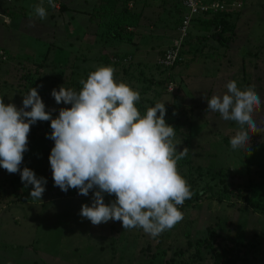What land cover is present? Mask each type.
I'll list each match as a JSON object with an SVG mask.
<instances>
[{"label": "rangeland", "instance_id": "obj_1", "mask_svg": "<svg viewBox=\"0 0 264 264\" xmlns=\"http://www.w3.org/2000/svg\"><path fill=\"white\" fill-rule=\"evenodd\" d=\"M224 1L228 8L217 16L221 24L205 25L195 18L192 25L198 22L204 29L195 31L189 51V37L185 41V59L164 69L157 62L163 51L152 48L177 37L181 0L171 1L173 9L167 16L161 9L167 0L139 6L133 2L130 10L129 0H123L116 11L103 6L105 12L92 0L85 6L91 7L90 17L79 14L74 28L67 25L71 16L64 5L56 7L59 0H53L54 8L48 0H0V37L5 35L0 42V98L5 103L22 107L24 95L37 87L46 111L55 118L61 108L71 105L57 104L53 89L64 85L79 91L80 81L92 71L111 65L117 80L140 92L137 107L142 114L157 102L178 106L174 117L184 128L176 133L177 148L186 147L192 154V162L180 168L192 196L179 206L183 219L173 228L153 237L140 227L124 229L121 221L93 225L80 211L86 203L91 206L96 189L84 196L79 190L64 192L55 186L49 162L55 143L49 138L51 120L37 121L31 126L20 169L28 167L37 177H46L45 192L42 199L31 198L33 186H25L20 172L0 167V264H214L205 247L201 258H194V242L209 228L222 246L231 244L230 236L244 243L235 264H264V130L250 133V144L233 150L230 139L240 126L219 113H207V99L222 96L227 83L235 80L241 90L255 86L261 106L253 118L264 129V0ZM41 3L47 10L43 20L34 13ZM145 7L150 11L147 15ZM126 14L132 41L115 39L110 31ZM139 21L141 42L137 41ZM86 28L89 38L83 34ZM191 30L193 26L189 36ZM206 38L219 39L220 55L213 48L199 52ZM107 53L122 61H104ZM196 53L206 57L216 53L218 62H191ZM104 199L111 203L115 196L104 194Z\"/></svg>", "mask_w": 264, "mask_h": 264}, {"label": "clouds", "instance_id": "obj_2", "mask_svg": "<svg viewBox=\"0 0 264 264\" xmlns=\"http://www.w3.org/2000/svg\"><path fill=\"white\" fill-rule=\"evenodd\" d=\"M48 5L55 7L53 0ZM34 13L41 20L47 18L43 3ZM80 83L79 91L64 85L52 90L57 104L71 105L55 118L46 111L37 87L24 95L22 107L0 98V167L20 172L25 186H33L30 197L42 199L46 177H37L28 167L21 171L20 166L31 126L51 120L49 138L55 143L49 162L55 186L64 192L78 189L84 196L96 189L91 206L82 205L83 218L93 225L121 221L124 229L140 227L153 237L173 228L183 219L179 206L192 192L178 167L188 149L177 148L175 127L165 119L166 102H157L142 114L137 107L140 92L117 80L111 65L97 67ZM226 87L222 96L207 99V113H219L240 126L230 139L236 150L250 144V133L264 130L253 118L261 98L255 86L241 90L232 80ZM104 194L115 199L106 203Z\"/></svg>", "mask_w": 264, "mask_h": 264}, {"label": "trees", "instance_id": "obj_3", "mask_svg": "<svg viewBox=\"0 0 264 264\" xmlns=\"http://www.w3.org/2000/svg\"><path fill=\"white\" fill-rule=\"evenodd\" d=\"M128 12V11H127ZM220 15V14H218ZM215 15L212 19L208 20V24L211 25L216 23V24H221L222 20L218 19L217 16ZM130 16L126 14L125 18H122L121 21H117L118 23L116 26H112L110 30L112 33V37L115 39H120V40H125V41H132L134 39V34L131 31H128V26L130 24ZM216 19V20H215ZM115 25V23L113 24ZM217 25V26H218ZM225 28V27H224ZM222 36V35H221ZM219 36V39L223 41V39ZM103 59L106 61H111L109 54L103 56ZM166 121L167 123L173 125L175 127V133L180 132L184 128V124L180 123L179 117H174V114H176L178 110V106L176 104H166ZM192 154L187 153V155L178 162V167L179 169L188 165V163L192 162ZM72 192H78V189H72ZM207 186H205L204 191H206ZM0 193H1V184H0ZM203 193V192H202ZM201 193V194H202ZM199 193V195H201ZM229 241L231 244H226V246H222L221 242L217 240L216 237L212 236V229L209 228L207 230V235H205L202 238H199L196 240L194 243L195 245V259L199 257L201 258V248L205 247L208 250V253L210 254L211 259L213 260L214 264H235L238 260L241 258L240 254V246L244 245L242 242H238L234 239V237L229 238ZM192 241H190V244L192 245Z\"/></svg>", "mask_w": 264, "mask_h": 264}, {"label": "crops", "instance_id": "obj_4", "mask_svg": "<svg viewBox=\"0 0 264 264\" xmlns=\"http://www.w3.org/2000/svg\"><path fill=\"white\" fill-rule=\"evenodd\" d=\"M2 1V0H1ZM92 0H86V2H87V4L86 5H79V3L77 2V0H69V2H68V0H66V3L65 2H63V0H59V3L56 5V7L57 8H61V5H64V12H68L69 14H67V16H71L70 17V20L71 21H68V23H67V25H69L70 24V26L72 27V28H74V26H77V19L80 17V15L82 16V17H84V15L86 16V17H90V11H91V7H85V6H87V5H89V3L91 2ZM144 1H147V2H145V3H150L151 2V4H152V0H129V10L130 9H134V4H133V2L136 4V2H138L137 4H138V6L139 5H141V4H144ZM171 1H173V0H167V4L164 6V8H161V9H163V12H164V14H165V16H167V14H168V12H170L172 9H173V7H172V4H171ZM123 2V0H97V3H99V5H101V10L100 11H102V12H105V9L103 8V6H106V7H110L111 9H113V11H116V9L118 8V7H120V4ZM5 4V3H4ZM119 9V8H118ZM131 11H133V13H135V11H137V10H131ZM149 13L150 11H148L147 10V7H145V9H143V14L144 15H147V12ZM183 12H184V9H183V6H182V3H181V15H180V18H179V21L181 22V20H182V16H183ZM173 13V12H172ZM80 14V15H79ZM134 15V14H133ZM144 15H143V17H144ZM173 15V14H172ZM139 16L142 18V19H140V20H144V21H146V19H144L140 14H139ZM139 16H135V18H137V17H139ZM134 17V16H133ZM214 16H212V17H206V16H200V17H197V18H201V20H202V22L201 23H204L205 25H209L207 22H208V20H210V19H212ZM198 21V20H197ZM179 22V23H180ZM139 23V24H138ZM137 24L139 25V27H138V32H137V34L139 35V38L137 39V41H142V39H143V31H142V26H141V22L139 21ZM201 25V24H200ZM193 26V30H191V32H190V36H189V39H188V41H187V50L189 51V49L191 48V46H193V45H189V43H191L192 42V40H191V38H193L194 37V35H195V31H198V30H200L201 28L202 29H204V26L203 25H201V26H199V24H198V22H195V24L194 25H192ZM131 28V27H130ZM72 32H74V31H72ZM84 35H87V37L89 38L90 37V31H89V29L88 28H86V30L84 31V33H83ZM149 36V35H148ZM147 36V37H148ZM84 37V36H83ZM146 37V38H147ZM174 37V36H173ZM172 38V37H171ZM5 39V35H3V38L2 37H0V42L2 41V40H4ZM168 41H166L165 39H163L162 41H161V43H159V48H156V46H153V48H152V50H155V51H153V52H156V49H160L161 51H164L170 44H171V39L170 38H168L167 39ZM207 48H213L212 50H218V52H216L218 55H220L221 53H220V49H221V44H220V42H219V39H215V40H212V39H207L206 38V41H205V43L202 45V47H201V49L199 50V52L200 51H205V50H207ZM163 49V50H162ZM1 50H4L5 51V48H1ZM160 51V52H161ZM202 51V52H203ZM214 54V53H209L210 55H208L207 57L204 55V54H202V55H200V54H198V53H196V55H195V57H194V60H192L191 62H199V61H203V62H205V63H207V64H209L210 65V63H212V64H214V63H216V62H218V58H217V54ZM108 54V53H107ZM107 54H105V55H107ZM113 55L112 56H110V58L113 60V56L115 55V53H112ZM189 54L190 53H187V55L189 56ZM158 56V55H157ZM224 56L226 57L227 56V54H224ZM135 57H137V55L135 56ZM224 57V58H225ZM158 58V57H157ZM110 59V60H111ZM189 59H191V58H189ZM104 61H106L105 59H104ZM219 61H220V58H219ZM211 64V65H212ZM169 81H171V80H169ZM171 83V82H170ZM169 83V84H170ZM173 84V83H172ZM222 91H224V88H222Z\"/></svg>", "mask_w": 264, "mask_h": 264}, {"label": "built area", "instance_id": "obj_5", "mask_svg": "<svg viewBox=\"0 0 264 264\" xmlns=\"http://www.w3.org/2000/svg\"><path fill=\"white\" fill-rule=\"evenodd\" d=\"M184 12L178 28V35L172 43L158 57V64L164 69L174 68L185 59L183 46L189 37L190 26L195 18L200 16L212 17L226 12L228 6L224 0H181ZM128 58H123L126 62ZM113 61H122L120 58H113ZM172 88V83L168 86Z\"/></svg>", "mask_w": 264, "mask_h": 264}]
</instances>
